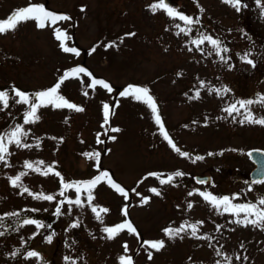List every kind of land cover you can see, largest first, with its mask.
I'll list each match as a JSON object with an SVG mask.
<instances>
[{"label": "rangeland", "instance_id": "1", "mask_svg": "<svg viewBox=\"0 0 264 264\" xmlns=\"http://www.w3.org/2000/svg\"><path fill=\"white\" fill-rule=\"evenodd\" d=\"M25 1L30 0H0V21L8 17L17 3ZM42 1L48 10L71 19L44 28L30 20L0 34V90H7L14 97L13 86L25 93L35 86L49 89L65 71L77 66L92 75L73 74L59 89L60 95L83 108L80 112L49 105L38 109L39 120L24 125L28 105L14 100L9 101L8 108L0 105V132L21 124L29 133L24 142L33 145H10L12 154L7 160L11 166L0 162V232L4 233L0 235V264H71L65 256L72 257L76 264H119L121 255L131 256L133 264H228L225 256L232 258L231 264H264V229L233 222L237 217L218 213L199 195L203 191L217 197L238 194L233 203H256L264 196V184H248L252 164L245 155L249 147H264V126L241 124L244 109L240 110L241 115L233 113L235 120L223 111L235 101L264 96V15L257 0H242L245 6L239 12L222 0L166 2L184 14H198L195 18L199 17L200 23L188 35L175 27H187L179 19L170 18L162 9L151 11L149 6L158 0ZM56 28L71 37L65 44L77 48L80 55L61 50L54 34ZM200 32L218 38L222 47L229 49L227 53L221 52L226 62L207 42L201 45L203 53L196 49L191 41ZM104 33L114 38L90 51L98 34ZM245 55L253 64L242 59ZM93 78L108 82L113 91L100 85L89 87ZM128 85L149 89L164 130L176 147L189 154L187 157L163 138L147 104L120 96ZM224 88L229 91L224 93ZM209 89H220L221 94L210 93ZM197 90L200 95L194 99ZM105 104L110 106L107 123ZM249 108L256 117H264L260 104ZM113 128L120 131L113 132ZM196 148L212 155L192 153L191 149ZM84 153L99 156L89 158ZM196 156L203 159L193 163ZM25 161H44L41 168L54 165L60 176L26 169ZM211 166H224L228 173L236 168L237 173L221 182L220 172H216L218 184H197L183 177L169 184L160 183L165 177L159 171L211 174ZM105 170L125 189L126 196L110 187L107 177H102L93 188L91 206L83 188V207L67 202L76 199L75 187L60 195L61 177L65 182L89 181ZM20 172L28 173L21 183L30 191L53 195L55 199H33L27 193L21 194V189L9 181V177ZM149 173L158 174L159 179ZM151 188H156L160 195L151 192ZM189 192L193 195L189 196ZM58 202H63L61 214L54 221L50 234H55L49 243L42 229L23 223L22 215L32 213L31 219L41 222ZM188 203L193 204L191 209ZM93 206L109 210L101 213L102 221L96 218ZM125 206L126 216L122 212ZM125 220L135 227L139 239L127 230L115 239H107L102 229ZM185 221H202L197 225V236L211 240L193 237L190 229L172 239L164 234L165 228H178ZM74 223L78 226L70 227ZM145 240H163L164 247L160 251L147 245L142 247ZM217 250L221 255L216 254ZM28 251L39 253L41 259H26ZM13 252L17 255L13 256ZM148 252H152L151 259Z\"/></svg>", "mask_w": 264, "mask_h": 264}, {"label": "snow or ice", "instance_id": "2", "mask_svg": "<svg viewBox=\"0 0 264 264\" xmlns=\"http://www.w3.org/2000/svg\"><path fill=\"white\" fill-rule=\"evenodd\" d=\"M223 3L229 4L237 12L241 10V7L245 6L242 4V0H222ZM258 6L262 9V15H264V4L261 3V0H257ZM152 12H156L158 10H164L165 13L172 19H179L182 21L187 27L181 28L179 24L175 25V27L180 29V33H183L185 35H188V33L193 31V26L200 23L199 17L193 18L192 16H188L180 11H178L176 8L169 6L166 3V0H158L157 3H153L149 6ZM83 11V9H81ZM71 18L67 15L63 14H57L50 10H48L44 5L42 4H34L31 3V0L27 6L15 9L12 14H10L5 20L0 21V34H4L7 31L15 30L19 24L28 22L30 20L35 21L38 28H44L46 26H52L55 25L58 21L62 20H70ZM55 38L60 41V48L62 51L66 53H74L77 56L80 55V52L75 47H68L65 44L66 40H70L71 37L67 35V33L59 28H56L54 31ZM179 34V33H178ZM126 36H134L135 33H126ZM205 42H207L216 52L217 56H220L221 60H225L226 58L224 56H221V52L227 53L229 51L228 48L222 47V42L218 38H213L211 35L204 34L203 32H200L198 34V38L193 39L191 43L196 46V49L200 51L201 53L204 52V49L201 47V45H204ZM112 46V45H108ZM90 51L94 52L95 48L91 49ZM189 51H192L190 48ZM242 59L247 62L248 64H253V61L251 59H248L247 55L242 57ZM254 66V65H253ZM73 74L79 75V74H85L87 76H91L92 74L88 72L87 69L84 67L77 66L75 68H72L68 71H65L64 74L60 77L59 81L52 86L49 89L42 90L35 92L33 94L25 93L14 86L12 87L11 91L14 94L13 96H9V93L7 90H0V105L3 106V108L9 107V101L14 100L17 104H24L28 105V110L25 111L23 116V122L24 125H28L31 123H35L37 120H39V116L37 115L38 109L42 107H47L49 105L56 107V108H68V109H74L77 112L83 111V108L77 106L74 103L69 102L64 96L59 94V89L61 88V85L65 80H67L70 76ZM95 85H100L103 88L107 89L109 92L113 91L110 84L102 79H95L93 78L91 80V83L89 84V87H94ZM201 87L204 86V82H200ZM215 92L217 95L221 94L220 89H209V92ZM229 89L224 88L223 92L227 93ZM88 93L86 92L85 95ZM200 92L197 90L195 98H199ZM120 96L122 97H132L133 99L143 102L147 104V106L151 109L155 122L157 125L160 126L161 134L163 135V138L168 142V144L181 156L187 157L189 154L187 152H182L176 145L173 143L172 139L169 137L168 133L164 130L163 123L161 121V117L158 113L157 104L155 101V98L150 95L149 89L147 87H141L136 85H128L122 92H120ZM18 98V99H15ZM260 104L262 107H264V96L259 97L258 100H238L231 104H229L227 107L223 109L228 116H231L233 120H235V116H233V113L236 115H241V109H244V115L243 119L239 122L241 124L243 123H249V124H258L261 126H264V117H256L251 109L249 108L250 105L253 104ZM239 105V107H237ZM109 108L110 106L108 104L104 105L105 109V123L108 122V115H109ZM2 110V109H0ZM113 132L120 131L118 128L111 129ZM28 131L25 130L24 126L21 124H16L14 127H12L8 131L0 132V162L4 164L5 167H10L7 157L10 156L12 153L9 151L10 145H15L18 148H31L33 145L25 143L24 141L28 137ZM111 139H115V137H111ZM36 147H39V143L36 144ZM259 151V150H254ZM85 156L89 158L95 157L98 159L99 154H93V153H84ZM209 155H212V153H209ZM249 156L252 155V153H248ZM202 156H196L193 159V163H195L198 160H202ZM44 165V161H36V162H24V167L26 169H29L34 172H38L41 175H48V174H54L56 176H60L59 172L54 171V165H45L43 168L41 166ZM28 175L27 172H20L15 177H9L10 184L13 187H18L21 189V194L27 193L29 196H32L33 199H43L47 201H52L55 199L53 195H46L43 192L40 193H34L29 190L28 187L24 186L21 183V178ZM150 176H157L159 179L158 174L156 173H149ZM184 173L181 171H176L172 174L167 175L166 179H160L161 184H169L173 181L175 177H181ZM102 177H107V183L110 187H112L116 192L120 193L121 195L126 196L127 193L125 189L116 183L109 173L105 171H101L100 174L96 177H94L92 180L89 181H82V182H65L63 177H61V192L60 195H63V191L68 188H76L77 196L75 200H67L69 204H75L77 207H83L84 205L81 202L80 193L81 188H83L87 192V201L89 205L91 206V203L94 199L92 195V190L95 188V186L101 181ZM197 183H206L204 180H198ZM252 184H264V178L256 179L251 182ZM135 191V190H133ZM151 192L155 193L156 195H160L159 191L156 188H151ZM199 192V190H196ZM249 191H251V187L249 188ZM138 194V193H137ZM139 195V194H138ZM189 196L193 195V192L188 193ZM199 195L213 208L217 210L218 213H229L237 219H235L233 222L238 224H243L245 226L252 225L254 227H259L264 229V196H261L256 203H233L232 201L234 199L238 198V194H235L233 197L229 196H223V197H217L209 192L203 191L199 192ZM144 203H147V198H144ZM63 203V202H61ZM187 207L191 209L193 207L192 203H188ZM222 209V212H221ZM71 209H69V212ZM92 211L95 213L96 218L98 220L102 221L101 213H107L109 210L104 207H92ZM123 214L126 216V206L125 209L122 210ZM55 215L61 214V207L58 203L56 211L54 213ZM241 214H243L241 218ZM11 215H17L16 213H12ZM23 223L25 225H35L36 228L42 229V228H51V225H45L44 223L34 220V219H24ZM202 221H198L193 224H189L188 221H185L182 223L178 228H172L168 227L165 228L164 234L169 238H175L177 236H180L182 232H187L189 229L191 230V235L197 239H207L211 240V237L208 236H197V232L199 231L197 225L202 224ZM78 224L74 223L70 227H77ZM127 230L129 233L136 234L137 238L139 239V234L137 233V230L132 225V223L129 220H125L122 223L116 224L112 227H105L102 229L103 232L107 234V239H115L120 232ZM217 231H219V227L217 228ZM55 233H52L45 237L46 241L51 243L53 239V235ZM0 235H4L3 232H0ZM144 245H147L151 249L155 251H160L164 247V241L158 240V241H143L142 247ZM66 246H68L66 244ZM124 252L127 253L129 251L127 243L123 245ZM218 256L221 255V252L217 250L216 253ZM13 256L17 255V252L12 253ZM36 257L38 260L41 259L40 254L35 251H28L26 253L25 258H31ZM149 259L152 258V252H148ZM65 261H71V264H76V261L72 259V257L65 256ZM224 259L228 262V264H231V257L225 256ZM236 259H241L240 256H236ZM243 259L247 260V257H244ZM119 264H133V258L129 255H121L118 257ZM217 264H220V261H217Z\"/></svg>", "mask_w": 264, "mask_h": 264}, {"label": "trees", "instance_id": "3", "mask_svg": "<svg viewBox=\"0 0 264 264\" xmlns=\"http://www.w3.org/2000/svg\"><path fill=\"white\" fill-rule=\"evenodd\" d=\"M29 2L30 1H25V2H21V3H17V5L15 6V8L13 9V10H11V12L8 14V16L10 15V14H12L13 13V11L15 10V9H18V8H21V7H24V6H27L28 4H29ZM31 3H34V4H42V5H44L45 6V1L43 2L42 0H40V1H31ZM186 15H187V13H185ZM189 14V13H188ZM196 15H198L197 13H191V15H188V16H192L193 18H195V16ZM114 38V36L113 35H110L109 33H104V34H98V37H96V39L93 41V43L90 45V48L91 49H93V48H95L96 49V47L98 46L97 44H102L103 42H106L107 40H110V39H113ZM72 39H74V38H72ZM75 41V40H74ZM76 43V42H75ZM100 49V48H99ZM101 50V49H100ZM58 81V80H57ZM16 85V84H15ZM17 86V85H16ZM52 86V85H51ZM8 87H10V86H8ZM48 87L49 86H47V87H44V86H41V87H39V86H35V87H32V88H27V93L29 92V94H33V93H35V92H38V91H42V90H46V89H48ZM26 110H28V107H27V109ZM25 110V111H26ZM10 122V121H9ZM176 142V141H175ZM191 152L192 153H195V152H197V153H199L200 155H206V156H208L209 155V153L207 152V154H206V152L205 151H198L197 150V148L196 149H191ZM202 152V153H201ZM50 165V164H49ZM221 167V168H220ZM220 167H214V166H211L210 168H209V171H210V173H211V176H212V181L214 182V181H216L215 182V184H218V182H217V175L215 174L216 172H220V177H221V182L223 181V180H227L230 176V173H228L227 172V168L226 167H224V166H220ZM176 171H180V170H170V171H168V170H162V171H159L158 173L159 174H162L163 173V175H164V179H166L167 178V175H169V174H172V173H174V172H176ZM182 173H184V175L183 176H181L180 178H185V179H190V173H186V171L185 172H183V171H181ZM179 177H175L174 179H173V181H175L176 179H178ZM172 181V182H173ZM249 184V183H248ZM208 185H210V184H208ZM60 205H61V202H58ZM61 207V206H60ZM56 208H57V206L55 205L53 208H52V213L51 214H49L48 213V215H46L42 220H41V222L42 223H44L45 225H51V228H42V235L44 236V239H45V237L46 236H48L49 234H50V232L53 230V226H54V221L55 220H57V217H58V215H55L54 213H55V211H56ZM34 217V215L32 214V213H27V212H25V213H23V215H22V218L23 219H31V218H33ZM117 224H118V222H117ZM141 243H142V241H141Z\"/></svg>", "mask_w": 264, "mask_h": 264}, {"label": "water", "instance_id": "4", "mask_svg": "<svg viewBox=\"0 0 264 264\" xmlns=\"http://www.w3.org/2000/svg\"><path fill=\"white\" fill-rule=\"evenodd\" d=\"M254 150H259V151L257 152ZM250 152L252 153L251 156L248 155V153ZM246 153L253 162V166L249 170V173H248L250 180L253 181L256 179L264 178V149L253 147V148L248 149ZM232 173L233 174L236 173V169L232 170ZM193 179L196 182L198 180H204L207 182L209 179V175L196 173L193 175Z\"/></svg>", "mask_w": 264, "mask_h": 264}]
</instances>
